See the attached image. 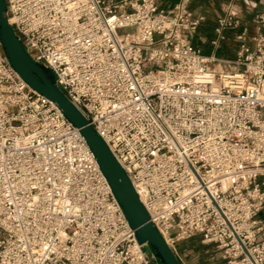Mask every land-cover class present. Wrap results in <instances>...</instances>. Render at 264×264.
Returning <instances> with one entry per match:
<instances>
[{
  "label": "built area",
  "instance_id": "obj_1",
  "mask_svg": "<svg viewBox=\"0 0 264 264\" xmlns=\"http://www.w3.org/2000/svg\"><path fill=\"white\" fill-rule=\"evenodd\" d=\"M6 2L179 261L177 244L201 235L223 264H264V9L217 19L213 45L239 30L226 59L193 44L206 20L193 0ZM144 247L81 129L0 39V264H159Z\"/></svg>",
  "mask_w": 264,
  "mask_h": 264
},
{
  "label": "water",
  "instance_id": "obj_2",
  "mask_svg": "<svg viewBox=\"0 0 264 264\" xmlns=\"http://www.w3.org/2000/svg\"><path fill=\"white\" fill-rule=\"evenodd\" d=\"M7 9L6 0H0V39L14 68L33 89L57 103L64 114L81 129L123 206L131 227L136 231L139 242L145 244L144 250L148 254H154L163 264H181L155 223L151 221L131 179L107 143L56 83L53 72L34 61L28 54L9 22Z\"/></svg>",
  "mask_w": 264,
  "mask_h": 264
},
{
  "label": "crops",
  "instance_id": "obj_3",
  "mask_svg": "<svg viewBox=\"0 0 264 264\" xmlns=\"http://www.w3.org/2000/svg\"><path fill=\"white\" fill-rule=\"evenodd\" d=\"M178 0H156L164 9L171 8ZM231 6L233 10L245 21H251L255 14L264 9V0H193L192 8L195 15H204L206 20L197 31L193 44L203 50L207 55L219 58L234 59L237 56L239 43L236 34L239 30H227L226 38L217 45L212 41L216 38L215 27L217 19ZM254 26H250V34H254ZM183 247V244L180 245Z\"/></svg>",
  "mask_w": 264,
  "mask_h": 264
},
{
  "label": "rangeland",
  "instance_id": "obj_4",
  "mask_svg": "<svg viewBox=\"0 0 264 264\" xmlns=\"http://www.w3.org/2000/svg\"><path fill=\"white\" fill-rule=\"evenodd\" d=\"M183 244V247L180 245ZM184 264H223L222 251L213 242L201 235L194 236L177 244ZM159 264H163L161 261Z\"/></svg>",
  "mask_w": 264,
  "mask_h": 264
},
{
  "label": "trees",
  "instance_id": "obj_5",
  "mask_svg": "<svg viewBox=\"0 0 264 264\" xmlns=\"http://www.w3.org/2000/svg\"><path fill=\"white\" fill-rule=\"evenodd\" d=\"M182 264V263H181Z\"/></svg>",
  "mask_w": 264,
  "mask_h": 264
}]
</instances>
